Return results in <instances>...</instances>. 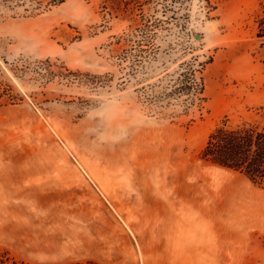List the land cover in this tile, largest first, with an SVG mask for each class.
Returning <instances> with one entry per match:
<instances>
[{"label": "rangeland", "instance_id": "1", "mask_svg": "<svg viewBox=\"0 0 264 264\" xmlns=\"http://www.w3.org/2000/svg\"><path fill=\"white\" fill-rule=\"evenodd\" d=\"M263 3L0 0V255L264 264V189L200 158L224 121L264 127Z\"/></svg>", "mask_w": 264, "mask_h": 264}, {"label": "trees", "instance_id": "2", "mask_svg": "<svg viewBox=\"0 0 264 264\" xmlns=\"http://www.w3.org/2000/svg\"><path fill=\"white\" fill-rule=\"evenodd\" d=\"M257 37H264V3L261 5L255 20ZM210 62V61H209ZM206 62V63H209ZM186 67L177 77V84L172 93L191 97L193 102L203 101V81L196 77L200 72L196 66L182 63ZM224 121L208 136L206 144L200 153V158L216 166L243 175L252 185L264 189V127H246L245 125L230 127ZM0 264H17L4 259L0 255ZM71 264H99L94 261L76 262Z\"/></svg>", "mask_w": 264, "mask_h": 264}, {"label": "crops", "instance_id": "3", "mask_svg": "<svg viewBox=\"0 0 264 264\" xmlns=\"http://www.w3.org/2000/svg\"><path fill=\"white\" fill-rule=\"evenodd\" d=\"M205 196H212V194L209 193V194H207V195H205Z\"/></svg>", "mask_w": 264, "mask_h": 264}, {"label": "bare ground", "instance_id": "4", "mask_svg": "<svg viewBox=\"0 0 264 264\" xmlns=\"http://www.w3.org/2000/svg\"><path fill=\"white\" fill-rule=\"evenodd\" d=\"M233 208H234V207H233ZM233 210H234V209H233ZM234 213H235V212H233V214H234ZM234 217H235V216H234ZM234 217H233V218H234ZM233 220H234V219H233ZM234 221H235V220H234Z\"/></svg>", "mask_w": 264, "mask_h": 264}]
</instances>
